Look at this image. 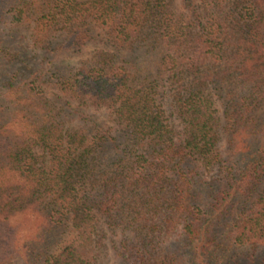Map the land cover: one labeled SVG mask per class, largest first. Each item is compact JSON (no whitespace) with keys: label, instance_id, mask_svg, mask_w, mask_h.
Here are the masks:
<instances>
[{"label":"trees","instance_id":"trees-1","mask_svg":"<svg viewBox=\"0 0 264 264\" xmlns=\"http://www.w3.org/2000/svg\"><path fill=\"white\" fill-rule=\"evenodd\" d=\"M109 253L264 264V0H0V264Z\"/></svg>","mask_w":264,"mask_h":264},{"label":"rangeland","instance_id":"rangeland-1","mask_svg":"<svg viewBox=\"0 0 264 264\" xmlns=\"http://www.w3.org/2000/svg\"><path fill=\"white\" fill-rule=\"evenodd\" d=\"M27 52V51H26ZM101 264H119V261L112 253H109L107 256H101Z\"/></svg>","mask_w":264,"mask_h":264}]
</instances>
